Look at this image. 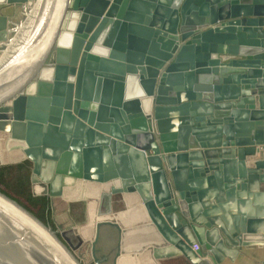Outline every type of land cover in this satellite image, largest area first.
<instances>
[{
  "label": "water",
  "instance_id": "1",
  "mask_svg": "<svg viewBox=\"0 0 264 264\" xmlns=\"http://www.w3.org/2000/svg\"><path fill=\"white\" fill-rule=\"evenodd\" d=\"M24 161L32 198L85 202L98 222L88 243L0 192V264L264 248V0H0V166ZM78 183L102 189L92 208Z\"/></svg>",
  "mask_w": 264,
  "mask_h": 264
},
{
  "label": "trees",
  "instance_id": "2",
  "mask_svg": "<svg viewBox=\"0 0 264 264\" xmlns=\"http://www.w3.org/2000/svg\"><path fill=\"white\" fill-rule=\"evenodd\" d=\"M30 169L31 165L28 162H22L17 165L0 166V192L15 200L22 207L30 211L43 224L54 229L51 221V212L48 200L46 198H32L30 195ZM78 186L80 185L78 184ZM86 189L90 190L88 198H85V200H87V205L91 206V203H95L96 205L98 202L97 195L102 189L88 184ZM34 190L36 193L40 191L38 187H35ZM65 198L74 199L71 195H65ZM92 207L93 206L89 207V209ZM87 220L90 223V226L88 228V232L86 231L87 233L85 237L91 242L94 235V225L98 222V219L95 216V210L87 212ZM115 220L124 226L129 222L127 219V213L125 212L116 215ZM145 258H147V256H145ZM151 263L154 264L152 261ZM151 263L147 262V264ZM117 264H133V261L127 258L120 260ZM135 264H137V262H135Z\"/></svg>",
  "mask_w": 264,
  "mask_h": 264
},
{
  "label": "rangeland",
  "instance_id": "3",
  "mask_svg": "<svg viewBox=\"0 0 264 264\" xmlns=\"http://www.w3.org/2000/svg\"><path fill=\"white\" fill-rule=\"evenodd\" d=\"M4 13L9 16L11 24H14L18 27H21V24L25 21V18H26L24 16L23 10L20 8H11L9 10H4ZM8 28L12 30L14 29V26L10 25ZM20 35L21 34H19V38H20ZM12 36L13 34L9 37V39H11ZM66 202L68 203L69 201H66ZM88 207H91V206L88 205ZM112 208L114 212L124 211V204L122 203V200L120 199V197L116 196L113 198ZM128 212H131V208H128L127 213ZM51 221L53 225L54 223L56 225H60L63 230L70 231L73 227H75L77 229L78 236L85 238V235L88 232V228H89V226H85L86 223L88 222L86 203L85 202H79V203L73 202L71 204H66L61 199L55 200L53 202V212L51 213ZM87 247L88 245H84V247L82 248V252H84L85 259L89 258V254H88L89 251ZM246 252L247 251H244L243 252L244 256H241L239 258L248 260V257L250 256L249 255L247 256Z\"/></svg>",
  "mask_w": 264,
  "mask_h": 264
},
{
  "label": "crops",
  "instance_id": "4",
  "mask_svg": "<svg viewBox=\"0 0 264 264\" xmlns=\"http://www.w3.org/2000/svg\"><path fill=\"white\" fill-rule=\"evenodd\" d=\"M14 156L15 157L16 156H20V154H17V153H14L12 155L9 154L7 156L8 157L7 159H11ZM24 162H26V161H24ZM81 188H83V186H81ZM84 193H85V196L84 197L85 198H88V195L90 194V190L88 192L84 188ZM132 224H135V223H132ZM246 255L247 256L248 255L250 256V257H248V260L237 258L232 264H239L240 262H241L240 264H259L261 261H264V248H261V249H252L251 251H247L246 252ZM223 264H230V263H228V261H225Z\"/></svg>",
  "mask_w": 264,
  "mask_h": 264
},
{
  "label": "bare ground",
  "instance_id": "5",
  "mask_svg": "<svg viewBox=\"0 0 264 264\" xmlns=\"http://www.w3.org/2000/svg\"><path fill=\"white\" fill-rule=\"evenodd\" d=\"M48 1V0H47ZM44 16H45V14L44 13H42V15L40 14V20H39V22H40V26L42 25V23H43V20H44ZM31 22V21H30ZM30 24V23H29ZM73 24H74V22L73 21H71V23H70V27H72L73 26ZM41 28H42V26H41ZM36 30V28H30V30L28 31V33L27 34H25L26 36V38L24 37V39H23V41H25V43L27 42L28 43V41H27V38L30 36V35H32V31L33 30ZM30 38V37H29ZM28 38V39H29ZM63 42H66L67 43V39H65ZM24 43V44H25ZM21 46L22 45H20V48H21ZM51 75H52V73H51V70L50 69H44V71L42 72V74H41V76H42V78H44V79H48L49 77H51ZM80 185V187L81 186H83V189H84V184H79ZM64 199H65V196H64ZM71 200V199H70ZM70 200H68V201H70ZM131 209H132V206L130 207ZM125 213H127V212H125ZM127 218H129L128 217V214H127ZM129 222H130V220H129ZM128 222V223H129ZM125 226H128V224L127 225H125ZM88 242H90V241H88Z\"/></svg>",
  "mask_w": 264,
  "mask_h": 264
},
{
  "label": "flooded vegetation",
  "instance_id": "6",
  "mask_svg": "<svg viewBox=\"0 0 264 264\" xmlns=\"http://www.w3.org/2000/svg\"><path fill=\"white\" fill-rule=\"evenodd\" d=\"M7 158H8V157H7ZM7 158H6V159H7ZM7 160H8V159H7ZM86 186H87V184L84 185V188H85V189H86ZM100 193H101V192H100ZM98 195H99V194H98ZM98 195H97V197H98ZM64 200H65V202H66V201H68V200H70V199H69V198H67V199L65 198ZM130 207H131V206H129L128 208H130Z\"/></svg>",
  "mask_w": 264,
  "mask_h": 264
}]
</instances>
